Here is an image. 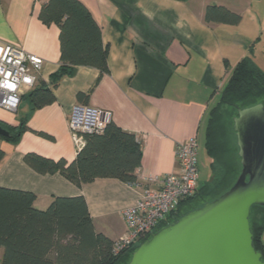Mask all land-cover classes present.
<instances>
[{
    "label": "crops",
    "instance_id": "crops-1",
    "mask_svg": "<svg viewBox=\"0 0 264 264\" xmlns=\"http://www.w3.org/2000/svg\"><path fill=\"white\" fill-rule=\"evenodd\" d=\"M90 10L109 48L108 67H75L53 88L56 100L32 109L23 95L17 111L0 107V124L30 129L17 142L0 139V186L30 190L46 209L57 196L83 195L95 231L112 241L126 231L123 210L146 188L162 186L177 170L180 142L207 138L211 109L220 101L236 65L247 55L264 62V0H80ZM43 0H0V42L19 44L44 61L41 81L51 86L60 67V29L39 18ZM210 5L242 16L238 24L207 22ZM262 65V64H260ZM263 66V65H262ZM28 93V92H27ZM76 104L111 111L113 123L136 134L142 145L137 182L96 178L77 185L63 173H40L24 157L35 152L72 162L77 156L69 128ZM201 182V181H200ZM3 250L0 253L2 259Z\"/></svg>",
    "mask_w": 264,
    "mask_h": 264
},
{
    "label": "trees",
    "instance_id": "trees-1",
    "mask_svg": "<svg viewBox=\"0 0 264 264\" xmlns=\"http://www.w3.org/2000/svg\"><path fill=\"white\" fill-rule=\"evenodd\" d=\"M43 1L39 18L45 24L59 26L61 63L52 75L51 86L40 79L37 86L24 95L33 110L56 100L53 88L64 76L73 74L76 66H91L100 71L90 91L78 93L79 100H88L99 79L109 72V48L103 41L101 27L85 4L80 0ZM241 18L240 14L218 5L208 6L205 13L207 22L238 24ZM253 49L236 65L220 101L210 112L207 150L213 159L212 180L200 182L197 192L181 201L177 211L161 227L217 198L232 187L240 175L242 163L238 147L224 140L230 125L225 121L223 110L227 108L238 114L239 109L264 104V66L254 60ZM3 127L9 135L0 139L10 142H17L22 133L30 129L26 119L17 126ZM4 155L0 148V161ZM142 155L136 134L112 122L103 133L87 136L86 146L72 162L35 152L27 153L24 160L40 173L61 172L79 186L103 177L135 184ZM35 199L33 191L0 186V253L3 250L0 264H129L139 245L115 255V241L95 231L83 195L57 196L46 209L37 208ZM193 200L196 205L189 207ZM254 207L264 209V206L254 205L251 212ZM250 225L254 246L264 260V216L254 221L250 213Z\"/></svg>",
    "mask_w": 264,
    "mask_h": 264
},
{
    "label": "water",
    "instance_id": "water-1",
    "mask_svg": "<svg viewBox=\"0 0 264 264\" xmlns=\"http://www.w3.org/2000/svg\"><path fill=\"white\" fill-rule=\"evenodd\" d=\"M234 128L242 163L234 185L154 232L129 264H264L250 225L251 208L264 206V104L239 109Z\"/></svg>",
    "mask_w": 264,
    "mask_h": 264
},
{
    "label": "built area",
    "instance_id": "built-area-1",
    "mask_svg": "<svg viewBox=\"0 0 264 264\" xmlns=\"http://www.w3.org/2000/svg\"><path fill=\"white\" fill-rule=\"evenodd\" d=\"M44 61L21 45L0 42V107L17 111L24 94L41 79ZM109 110L76 104L69 115V128L76 152L87 143V136L103 133L112 123ZM177 170L163 178L161 187L146 188L136 203L125 210L126 231L114 243L115 255L140 245L161 228L181 201L193 196L200 185L197 137L180 142L175 149Z\"/></svg>",
    "mask_w": 264,
    "mask_h": 264
},
{
    "label": "rangeland",
    "instance_id": "rangeland-1",
    "mask_svg": "<svg viewBox=\"0 0 264 264\" xmlns=\"http://www.w3.org/2000/svg\"><path fill=\"white\" fill-rule=\"evenodd\" d=\"M259 64H262L264 66V62L261 60ZM225 108V107H224ZM225 108L223 112L226 114L225 121L230 125V132H228V135L224 137V140H228L230 143H233L237 145L238 151L239 146L237 143V134L236 130L234 128V118L238 115L236 112ZM233 123V124H232ZM230 134V135H229ZM213 159H210L208 150H207V138L202 142V144L199 145V177L200 181L202 183H205V181L212 180V173H211V162ZM196 205V201H191L189 207ZM262 216H264V209H260L258 207H254V209L251 212V219L255 221V219H260Z\"/></svg>",
    "mask_w": 264,
    "mask_h": 264
}]
</instances>
